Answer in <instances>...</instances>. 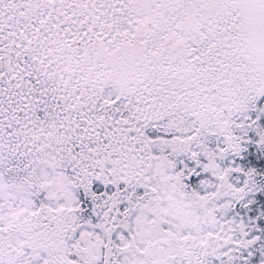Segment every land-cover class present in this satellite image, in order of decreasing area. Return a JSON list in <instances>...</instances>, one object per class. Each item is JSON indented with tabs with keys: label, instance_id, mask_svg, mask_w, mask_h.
I'll return each instance as SVG.
<instances>
[{
	"label": "snow or ice",
	"instance_id": "obj_1",
	"mask_svg": "<svg viewBox=\"0 0 264 264\" xmlns=\"http://www.w3.org/2000/svg\"><path fill=\"white\" fill-rule=\"evenodd\" d=\"M0 264H264V0H0Z\"/></svg>",
	"mask_w": 264,
	"mask_h": 264
}]
</instances>
